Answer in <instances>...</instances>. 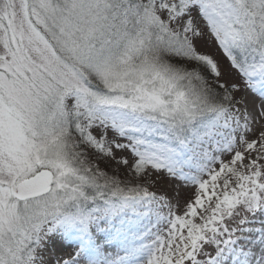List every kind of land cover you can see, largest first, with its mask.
I'll use <instances>...</instances> for the list:
<instances>
[{"label": "snow or ice", "instance_id": "1", "mask_svg": "<svg viewBox=\"0 0 264 264\" xmlns=\"http://www.w3.org/2000/svg\"><path fill=\"white\" fill-rule=\"evenodd\" d=\"M0 264H264V0H0Z\"/></svg>", "mask_w": 264, "mask_h": 264}, {"label": "rangeland", "instance_id": "2", "mask_svg": "<svg viewBox=\"0 0 264 264\" xmlns=\"http://www.w3.org/2000/svg\"><path fill=\"white\" fill-rule=\"evenodd\" d=\"M208 50H210L214 55H216L219 59H221L222 63L227 65V58L224 56V54L214 46V42L207 45ZM175 189V182L169 180L165 176L161 175L158 183L156 184L155 188L153 190L158 191L159 193H168L169 195L172 194V192ZM194 193V189L189 187L185 189L180 190V199L183 203L184 201L188 200L192 197ZM71 248H65L61 251H58L56 253L57 256H66L67 253L71 252Z\"/></svg>", "mask_w": 264, "mask_h": 264}]
</instances>
